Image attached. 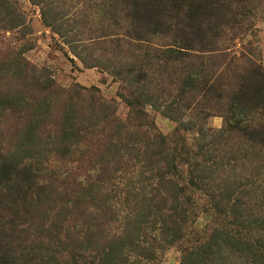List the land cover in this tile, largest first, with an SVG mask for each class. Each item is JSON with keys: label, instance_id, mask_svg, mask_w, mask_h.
Instances as JSON below:
<instances>
[{"label": "rangeland", "instance_id": "374dc122", "mask_svg": "<svg viewBox=\"0 0 264 264\" xmlns=\"http://www.w3.org/2000/svg\"><path fill=\"white\" fill-rule=\"evenodd\" d=\"M130 16L0 0V165L35 175L13 264H264V106L231 100L264 70V0L230 6L212 49L180 61Z\"/></svg>", "mask_w": 264, "mask_h": 264}, {"label": "trees", "instance_id": "16d2710c", "mask_svg": "<svg viewBox=\"0 0 264 264\" xmlns=\"http://www.w3.org/2000/svg\"><path fill=\"white\" fill-rule=\"evenodd\" d=\"M116 1V0H114ZM122 4L130 7L131 18L134 21L136 29L131 34L135 39L147 40V34L166 32L170 36L169 44L177 47V50H171L177 56L171 60H182L185 57L199 58L198 54L188 53L210 50L213 44V36L217 35L216 26L219 22H224V14L232 5L245 4L248 0H117ZM130 14V13H129ZM129 16L128 14H125ZM220 16H223L219 19ZM207 17L213 19L212 25H209ZM181 49V50H180ZM170 52V50H169ZM196 52V53H197ZM208 72L200 73V85L198 91H207L212 87V75ZM207 76V77H206ZM241 77V76H240ZM188 90L195 89L198 83L191 75L187 76ZM244 83L237 86L236 91L232 93L231 100L246 107L251 104H261L264 106V70L256 67L255 72H250L242 76ZM211 80V81H210ZM264 126L256 132L251 129L253 136L257 142H264ZM254 132L258 133L256 135ZM34 173L28 171L20 172L16 166H9L3 169L0 165V236L3 234L4 239H0V264H13L15 258L16 241L21 238V229L19 225L22 223L19 214L20 207L17 202L30 200L35 188ZM8 196L10 198H8ZM17 206L11 210V206ZM1 211L8 212V224L11 233L4 231L6 222L4 221Z\"/></svg>", "mask_w": 264, "mask_h": 264}]
</instances>
